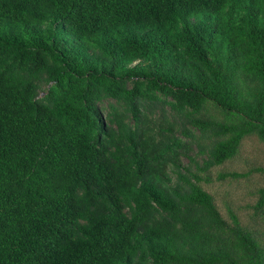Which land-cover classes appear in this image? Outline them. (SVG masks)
Listing matches in <instances>:
<instances>
[{
	"label": "trees",
	"instance_id": "trees-1",
	"mask_svg": "<svg viewBox=\"0 0 264 264\" xmlns=\"http://www.w3.org/2000/svg\"><path fill=\"white\" fill-rule=\"evenodd\" d=\"M260 160L264 0H0V264H264Z\"/></svg>",
	"mask_w": 264,
	"mask_h": 264
},
{
	"label": "rangeland",
	"instance_id": "rangeland-1",
	"mask_svg": "<svg viewBox=\"0 0 264 264\" xmlns=\"http://www.w3.org/2000/svg\"><path fill=\"white\" fill-rule=\"evenodd\" d=\"M253 148L250 144H247L245 153L241 159L235 162H229L222 166L213 168L210 172L211 182L204 184V187L213 194L216 203L220 211L227 217L226 206H230L235 212L244 219L247 210L244 208L246 204L254 201V197L248 196V189L245 186L244 180L238 182L231 179L221 180L219 174L224 172H242L248 166H250V160ZM186 164V160L183 161ZM261 164L264 161L260 160ZM251 187H264V175H255L251 178Z\"/></svg>",
	"mask_w": 264,
	"mask_h": 264
}]
</instances>
